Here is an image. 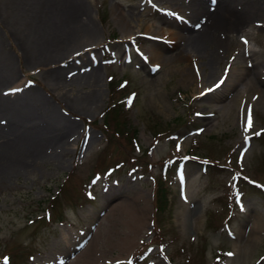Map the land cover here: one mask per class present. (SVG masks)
<instances>
[{
	"label": "rangeland",
	"instance_id": "374dc122",
	"mask_svg": "<svg viewBox=\"0 0 264 264\" xmlns=\"http://www.w3.org/2000/svg\"><path fill=\"white\" fill-rule=\"evenodd\" d=\"M85 1L98 35L73 69L98 68L102 94L91 108L58 101L42 67L0 27L14 80L0 90L34 87L77 131L61 160L0 183V264L3 252L7 264H264V87L246 85L232 99L253 64L264 78V11L227 32L209 73L191 54H173L182 15L199 22L185 0ZM223 1L231 12L243 5ZM155 44L164 56L152 54ZM157 176L166 189L158 206Z\"/></svg>",
	"mask_w": 264,
	"mask_h": 264
},
{
	"label": "bare ground",
	"instance_id": "6f19581e",
	"mask_svg": "<svg viewBox=\"0 0 264 264\" xmlns=\"http://www.w3.org/2000/svg\"><path fill=\"white\" fill-rule=\"evenodd\" d=\"M34 1L0 0V14L3 17L0 27L5 32L12 33L14 41L27 56L24 59L26 62H35L42 67L46 81L49 80L51 86L56 88L57 96L59 93L62 95V98L58 96V101L82 109L95 106L102 94L98 68L91 65L87 71L83 68L73 69V65L77 64L79 68L86 61L91 50L87 45L93 44L98 35L86 1L41 0L42 7H38V3ZM238 1H242V8L231 12L225 9L227 6L224 1L217 0L214 4H209L205 0H185L186 14L194 19L198 16L199 22L192 24L189 16L182 15L186 22L180 26L182 29L176 27L174 32H170V36L177 40L173 54L187 57L191 54L206 63L209 71L213 70L220 59L218 48L222 47L224 41L226 43L229 31L240 30L243 22L264 11L258 0ZM53 8L59 9V12L51 17ZM201 13L205 20H201ZM116 15L122 30L128 28L124 14L118 12ZM1 42L3 39L0 33ZM151 49L154 56H164L163 49L156 44ZM257 64L247 68L246 75L241 72L244 81L241 86L234 87L232 99L240 95L246 85L258 89L264 87V78L260 79L263 74ZM10 72L11 68L0 59V85L13 78ZM211 72L213 71L209 73ZM0 114L4 117L0 118V183L20 172L36 168L53 157L61 160L77 132L74 120L60 113L53 102L32 86L11 94H3L0 90ZM91 136V133H86L83 141L89 140ZM113 206L119 207V204L115 203ZM135 207L136 205L130 208L131 217L137 212ZM256 225H251L247 233L246 242L249 244L255 237Z\"/></svg>",
	"mask_w": 264,
	"mask_h": 264
},
{
	"label": "trees",
	"instance_id": "16d2710c",
	"mask_svg": "<svg viewBox=\"0 0 264 264\" xmlns=\"http://www.w3.org/2000/svg\"><path fill=\"white\" fill-rule=\"evenodd\" d=\"M187 155H189V154H187ZM97 171H99V170H96L94 172H97ZM161 181L162 180H160V178L157 176L153 182V188H154L153 192H154L155 198L157 200L156 206L160 205V201H161V198L158 197V194L160 193L161 195H165L164 190H166V189H165V186L163 184H161ZM163 186H164V190L162 188ZM163 199H164V196H163Z\"/></svg>",
	"mask_w": 264,
	"mask_h": 264
},
{
	"label": "snow or ice",
	"instance_id": "6c2138e0",
	"mask_svg": "<svg viewBox=\"0 0 264 264\" xmlns=\"http://www.w3.org/2000/svg\"><path fill=\"white\" fill-rule=\"evenodd\" d=\"M212 2L215 3L216 0H212ZM29 84H31V82H29ZM13 91H19V89H16V90H13ZM248 124H249V126H251V117H249ZM245 131H248L247 127L245 128ZM229 255H231V254H229ZM4 264H7V259L6 258H5Z\"/></svg>",
	"mask_w": 264,
	"mask_h": 264
}]
</instances>
